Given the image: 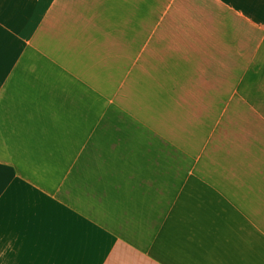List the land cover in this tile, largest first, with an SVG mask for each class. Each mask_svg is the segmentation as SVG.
<instances>
[{
  "label": "crops",
  "instance_id": "1",
  "mask_svg": "<svg viewBox=\"0 0 264 264\" xmlns=\"http://www.w3.org/2000/svg\"><path fill=\"white\" fill-rule=\"evenodd\" d=\"M0 264H264V0H0Z\"/></svg>",
  "mask_w": 264,
  "mask_h": 264
}]
</instances>
